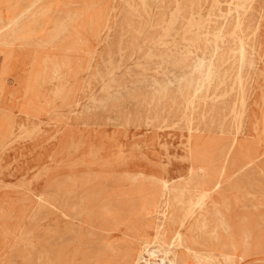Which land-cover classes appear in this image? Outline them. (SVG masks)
<instances>
[{"label":"rangeland","instance_id":"1","mask_svg":"<svg viewBox=\"0 0 264 264\" xmlns=\"http://www.w3.org/2000/svg\"><path fill=\"white\" fill-rule=\"evenodd\" d=\"M0 18V264H144L165 179L246 197L236 261L264 264V0H0Z\"/></svg>","mask_w":264,"mask_h":264},{"label":"bare ground","instance_id":"2","mask_svg":"<svg viewBox=\"0 0 264 264\" xmlns=\"http://www.w3.org/2000/svg\"><path fill=\"white\" fill-rule=\"evenodd\" d=\"M170 184L168 179L161 183L149 208L153 215L161 214L163 222L158 226L161 236L151 239L144 247V264H237L239 252H243L242 257L248 254L251 241L245 236V229L238 225L237 216L234 215L235 208L244 204L246 197L240 194L234 199L229 196L221 199L219 183H207L204 191L198 190L189 195L182 191L173 192ZM208 200L209 204H205ZM212 218L216 226L212 238H208L200 231L208 229V221ZM112 228L105 224L99 229L106 233L112 232ZM145 255L152 257L153 261Z\"/></svg>","mask_w":264,"mask_h":264}]
</instances>
